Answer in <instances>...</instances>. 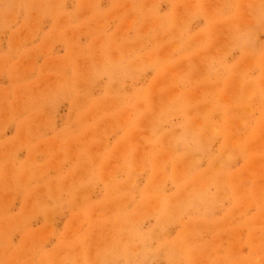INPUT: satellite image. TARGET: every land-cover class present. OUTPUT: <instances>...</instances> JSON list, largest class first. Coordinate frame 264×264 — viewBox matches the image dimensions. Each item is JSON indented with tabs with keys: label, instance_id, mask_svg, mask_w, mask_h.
I'll use <instances>...</instances> for the list:
<instances>
[{
	"label": "rangeland",
	"instance_id": "rangeland-1",
	"mask_svg": "<svg viewBox=\"0 0 264 264\" xmlns=\"http://www.w3.org/2000/svg\"><path fill=\"white\" fill-rule=\"evenodd\" d=\"M0 264H264V0H0Z\"/></svg>",
	"mask_w": 264,
	"mask_h": 264
}]
</instances>
